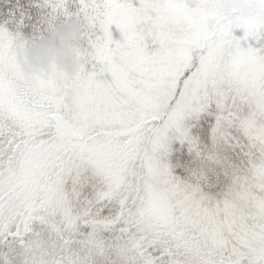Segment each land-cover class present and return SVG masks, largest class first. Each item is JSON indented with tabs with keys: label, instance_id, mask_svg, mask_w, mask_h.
I'll return each instance as SVG.
<instances>
[{
	"label": "rangeland",
	"instance_id": "obj_1",
	"mask_svg": "<svg viewBox=\"0 0 264 264\" xmlns=\"http://www.w3.org/2000/svg\"><path fill=\"white\" fill-rule=\"evenodd\" d=\"M43 3L85 42L0 26V264H264V0Z\"/></svg>",
	"mask_w": 264,
	"mask_h": 264
},
{
	"label": "trees",
	"instance_id": "obj_2",
	"mask_svg": "<svg viewBox=\"0 0 264 264\" xmlns=\"http://www.w3.org/2000/svg\"><path fill=\"white\" fill-rule=\"evenodd\" d=\"M65 1H74L75 3L72 4H75L76 9H79L76 3L81 0ZM94 1L103 5L105 0ZM65 6H68V9L70 4L66 3ZM75 12L74 8L72 15ZM78 20V23H75L74 17L68 16V12H62L60 7L57 10L47 7L43 0H0V26L4 25L12 33L26 39L37 40L43 46L50 48L83 45L85 42L82 35L84 28L83 12L82 14L78 12ZM178 87L175 95L178 94ZM206 126L204 123L202 128L206 129Z\"/></svg>",
	"mask_w": 264,
	"mask_h": 264
},
{
	"label": "water",
	"instance_id": "obj_3",
	"mask_svg": "<svg viewBox=\"0 0 264 264\" xmlns=\"http://www.w3.org/2000/svg\"><path fill=\"white\" fill-rule=\"evenodd\" d=\"M52 122L55 126L69 139L81 141L82 134L75 131L68 122H66L60 115H52Z\"/></svg>",
	"mask_w": 264,
	"mask_h": 264
}]
</instances>
